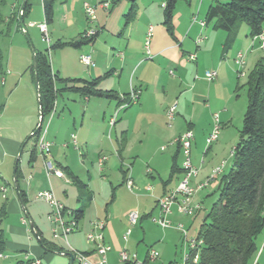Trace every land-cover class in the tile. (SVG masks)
Masks as SVG:
<instances>
[{
	"label": "crops",
	"instance_id": "crops-1",
	"mask_svg": "<svg viewBox=\"0 0 264 264\" xmlns=\"http://www.w3.org/2000/svg\"><path fill=\"white\" fill-rule=\"evenodd\" d=\"M155 1L151 0L141 8L135 3L136 16L125 25L124 16L130 9L128 4L117 12L118 5L109 3V10L105 11L99 5L107 0H96L92 3L95 7L93 24L88 23L82 10L85 26L80 27L76 17L70 19L75 9L74 0H64L65 6H62V10L65 9L67 13L64 18L65 26H76L77 36L72 41L82 38V34L90 26L102 31H98L95 40L88 45L90 49L83 48L84 46L80 49H59L61 57L66 56L69 59L60 60L57 65L52 66V73L60 79L92 81L100 78L98 88L111 92L114 98H84L78 93L61 92L64 86L56 84L58 93L53 112L60 107L58 111L62 114L53 117L46 132H42L44 139L52 144L50 153L48 157H43L37 150L31 163L29 157L34 144L32 141H25L24 145L22 143L24 137L30 136L38 123L34 124V120L31 122L29 117H24L23 126H20L17 123L22 117H18V114L15 116L13 110L9 113L8 108L4 107L0 113V181L7 184V179L10 178L8 168L13 164V179L18 170V191L23 193L25 202L21 203L15 189L10 194L4 187L6 191L1 198L4 201L0 203V236L3 247L0 264L27 263L34 259L41 260L43 264H70L71 251L83 253L94 262L97 258L92 247L85 242V235L95 220L105 221L104 243L110 248L106 255L107 264H121V251L135 255L143 264H174L180 261L183 249L177 250L176 243L174 251L169 250L168 245L164 244L171 234L164 231L179 232L173 227L161 229L154 224L163 231V235L153 241L161 248L160 259L158 262L157 259L149 261V248L140 258L138 248H133L135 242L132 232L126 240L123 239L128 229L126 214L133 211L132 209L139 212L135 227L142 229L141 240H144V230L148 228V224L151 225L150 218L158 214L157 199L173 191L181 180V155L174 140L186 131L193 134L190 158L192 165L198 170V176L192 181L193 185L202 183L212 169L222 162L226 164L229 151L238 141L236 136L231 137L235 117L233 108L237 103L232 97L239 84L237 74L232 68L233 60L241 52L245 56V67L253 68L259 59L264 60V49H260L257 39L249 37L248 28L241 26L234 44L222 56L226 32L214 31L211 25L205 24L200 28L198 23H192L193 17H196L197 22L204 21L208 8L215 1L223 4L227 0H183L184 5L177 2L171 22L172 36L163 26L164 0L160 6L161 13L157 15L154 13ZM26 2L30 10L24 24L27 23V27L31 28L30 24L36 23L32 18L33 10L35 7H42V0H16L11 4L10 15L4 18V23L9 25L14 22L13 17L20 13ZM18 27L19 24L16 23V31L22 32ZM149 27L153 28L149 43L152 57L150 60L144 55L143 49ZM199 36L202 37V42L196 45L195 41ZM96 51L103 52L105 57H97L96 60L91 58L92 65L89 67L80 63V55L96 54ZM190 55H195V61L189 60ZM5 67L9 73L5 75L1 64L0 84L3 88L12 89L11 96L22 85L26 90H31L30 82L34 84V81L25 78L28 63L18 65L12 70L10 61H7ZM210 70L216 71L217 77L212 83H207L203 75ZM170 71L173 75L169 74ZM131 88L141 91L137 105L121 111L115 125L110 128L108 122L118 99L127 95ZM17 96L16 94V111L19 110ZM59 99L62 100L61 105ZM82 101L83 103H79ZM172 105H175V112L173 119L168 121L166 111ZM214 114L218 115L221 129L218 139L207 148L205 139L212 129ZM164 120L166 125H163ZM71 135L76 138V147L70 141ZM165 145L167 148L163 149ZM159 149L161 153L158 152ZM177 153V172L170 177L172 161ZM101 157L106 160L99 167L98 159ZM45 162H50L58 169L63 178L48 176ZM124 163L129 164L133 185L141 193L137 199L129 200L130 204L134 203V208V205L122 208L125 201L123 195H118L116 190V187H124L123 171L128 167L124 169ZM143 163L146 164V169L143 168ZM63 168H67L86 186V193L66 177ZM147 169L150 170L149 174L146 173ZM223 171L220 177L225 175ZM220 177L209 183V187L216 184L211 187L212 190H217ZM204 189L194 196V203L201 208ZM44 191H51L54 198L70 211L83 208L77 231L67 235L66 241L55 242L45 238L48 230L43 223V217H47L49 208L45 203L36 200V195ZM145 191L150 194H142ZM114 206L117 210L121 208L120 215L115 212ZM200 215L201 212H197L191 218L182 217L176 213L174 207L169 220L173 226L182 224L189 233ZM34 232L37 233L39 241ZM41 239L55 245L59 250H45L40 244ZM263 242L264 230L257 238L258 251L252 264H264V250L260 252Z\"/></svg>",
	"mask_w": 264,
	"mask_h": 264
},
{
	"label": "trees",
	"instance_id": "trees-1",
	"mask_svg": "<svg viewBox=\"0 0 264 264\" xmlns=\"http://www.w3.org/2000/svg\"><path fill=\"white\" fill-rule=\"evenodd\" d=\"M57 0H42L43 17L45 24L53 21V7ZM135 0H132L130 9L124 16L125 25L136 16ZM180 0H164L163 26L166 32L172 36V17L176 3ZM5 0H0V6ZM30 6L25 3L22 10V23L19 28L25 31L24 21L29 13ZM13 21L19 24V14L13 17ZM204 22L211 25L214 31L227 33L223 45L222 56L230 50L234 44L240 27L246 26L249 37L255 38L264 33V0H227L226 3L215 1L207 10ZM4 24V18L0 15V26ZM8 25V24H7ZM5 31L0 30V38ZM92 39H82L72 42L55 43L51 49L72 48L80 49L91 44ZM38 74V96L41 103V111L44 118L53 112L56 99V84L64 87L61 92L78 93L84 98L112 99L111 92L101 91L98 88L100 78L92 81L80 79H60L53 74L45 53H35ZM2 53L0 50V68ZM32 80L34 81L32 66L30 67ZM239 79V78H238ZM244 87L246 88V109L242 118V128L238 141L233 147L232 163L227 174L218 181V198L212 204L210 210L199 226L196 234L197 242H201L199 259L196 264H252L257 254V238L264 230V60L259 59L253 68L247 73ZM239 90V84L235 92ZM42 127V125H41ZM41 129L32 136L34 147L30 153V163L36 157V144L41 136ZM179 147V146H178ZM180 153V150L179 152ZM173 158L170 177L177 172L176 159ZM66 177L79 186L86 193V186L77 180L67 168H63ZM18 170L16 180H18ZM124 183L126 171H123ZM21 203L25 202L22 192H18ZM158 211V210H157ZM83 215V208L71 211L73 220H78ZM158 215V214H157ZM41 246L49 251L59 250L45 240H40ZM0 236V253L2 252ZM17 263V264H30ZM186 264H193L188 261Z\"/></svg>",
	"mask_w": 264,
	"mask_h": 264
},
{
	"label": "built area",
	"instance_id": "built-area-1",
	"mask_svg": "<svg viewBox=\"0 0 264 264\" xmlns=\"http://www.w3.org/2000/svg\"><path fill=\"white\" fill-rule=\"evenodd\" d=\"M165 4H162V8ZM99 8L105 11L109 10V3L104 2L99 5ZM84 13L88 20L89 24H93L94 22V15H95V8L84 4L83 6ZM192 23H198L200 28L205 26L204 21L196 20V17H193ZM30 26H34V24H30ZM38 28L43 36L46 39L47 31L41 29V24L38 25ZM98 31L93 27L88 29L82 34V39H92L96 37ZM153 35V28L149 27L146 33V37L144 39V55L147 59H151V53L149 50V43L150 38ZM254 39H257L260 44V49H264V33L258 35ZM202 42V37H198L195 41V44L198 45ZM121 56V54H119ZM195 55H190L189 60L195 61ZM79 61L82 65L89 67L92 65V61L90 56L88 55H80ZM233 63L236 67V74L238 78H242L246 76L245 73V56L243 53H237ZM170 75H173L172 71L169 72ZM217 77L216 71L210 70L206 71L203 75V79L207 83H212ZM141 91L137 89H130L127 95H123V98L118 99L117 106L114 110L113 115L110 117L108 125L112 128L117 120V116L121 111L128 109L131 106L137 105L139 95ZM175 112V105L170 106L166 111V118L168 121L173 119ZM213 126L205 139V146L208 148L218 139L219 131L221 129L219 118L217 114L212 116ZM70 141L74 147H76V138L74 135H71ZM193 141V134L190 131H186L182 135H180L177 139L174 140V143L179 146L180 155H181V172L182 177L179 181L177 187L157 199L156 201V208L158 210V215L156 217H151L150 221L152 224L160 227L161 229H169L175 228L181 235L183 240L184 249L182 252V257L179 262L174 264H186L188 261L191 263L196 264L199 259V254L201 247L203 244H199L196 238H189L187 230L183 227L182 224L172 225L171 221L169 220V216L172 214V209L175 207V211L178 215L182 217L191 218L193 217L200 209L201 206L199 204L194 203V196L197 192L203 190L205 187L209 185L210 182L215 180L216 178L220 177L222 171L225 167V163H221V167H219L218 171L215 173H210L209 176L202 182L197 185H193L192 181L194 180V173L198 170L192 165L190 153H191V144ZM52 146L51 143L47 142L44 139V135L41 136L36 144V149L43 157H48L50 153V147ZM65 147V145H64ZM233 153V149L230 151ZM230 155V154H229ZM106 158L101 157L98 159V166L102 167ZM44 167L46 170L47 175H54L58 178H63V174L56 169L50 162H45ZM146 173L149 174L150 170L147 169ZM126 189L129 192H133L134 185L131 180L130 176V167H127L126 170V177L124 183ZM147 191H150V188H147ZM0 193L2 197L3 188L0 187ZM36 200L45 203L48 208L49 212L47 214V220L51 226V236L54 240H64L66 241V237L69 234L74 233L78 229V222L71 218V211L66 209L61 203H59L53 196L51 191H44L39 192L36 195ZM139 220V213L136 210L130 211L126 214V221L128 223L129 228L124 233L123 239L126 240L127 237L131 233V228L135 227ZM25 224V221H23ZM105 228V221L103 220H95L90 224V230L85 235V242L92 247V251L96 256V260L94 262L90 261L87 256L83 253L71 251L74 255L73 262L71 264H107L106 255L109 252L110 248L105 245L103 231ZM264 250V242L262 244L260 252ZM158 253L150 249L148 251L147 259L149 261H155L158 258ZM3 258V254L0 253V259ZM119 262L121 264H143L136 259L135 255H129L126 251H121L119 253ZM30 264H43L41 260L34 259L30 262Z\"/></svg>",
	"mask_w": 264,
	"mask_h": 264
},
{
	"label": "rangeland",
	"instance_id": "rangeland-1",
	"mask_svg": "<svg viewBox=\"0 0 264 264\" xmlns=\"http://www.w3.org/2000/svg\"><path fill=\"white\" fill-rule=\"evenodd\" d=\"M15 1L16 0H5V3L0 6V15L3 18H7L10 15L11 4L15 3ZM94 1H96V0H74L75 9H74V12L71 13L70 19H72L73 17L74 18L76 17V19L78 20L77 24L80 27H82L83 25L85 26L84 16L82 14L84 12V9H83L84 4L83 3L93 7L92 3ZM150 1L151 0H135L134 2L138 6V8H141V6L147 5L148 2H150ZM162 1L163 0H156L155 1L156 2V6L154 9L155 15L161 13V7L160 6H161ZM107 2L110 3V5H111V3H113L114 6L118 5L117 12H120L122 7L124 8V5H126V4H128L129 6L132 5V0H129V1H126V0H107ZM178 4L184 5L183 0L178 1ZM62 6H65L64 0H57L55 2L54 7H53V12H54L53 21L50 24H45L42 7L41 6L35 7L33 10L32 18L34 20H36V23H34V26H32L31 28L27 27V23L24 24L25 32L27 33L28 38L24 35L23 32H20L19 30L16 31V21L10 23L9 25H7V23H4L3 25L0 26V30L5 31L3 36L0 38V50L2 53V57H3L2 68H3V71L6 72L5 75L9 73V71H6V67H5V64L7 63V61H10V66H11L12 70L16 69V66H18V65L22 66V65H25L26 63H28L29 68H28V71L26 73L25 78L29 79V81H31L30 80V79H32L31 78L32 77L31 72H30V67L32 65L31 49H33L35 53L47 54L50 67H52V66L54 67L55 65H57L58 62H60V60L67 61V59H69V57H66V56H64V58H62L61 57L62 54H61V52H59L58 49H55V50L51 49V47L55 43H57V42L66 43L69 40L72 41L73 38H76V36H77L76 26H71V27L65 26V19L64 18H65L67 13H66L65 9L62 10V8H63ZM93 8H95V7H93ZM96 8H98V5L96 6ZM66 9H67V5H66ZM110 9H112V6H110ZM82 10H83V12H82ZM40 24L46 25L45 26L46 31H47L46 39L43 38V36H42V34L38 28V25H40ZM243 27H246V26H243ZM90 28L93 29V26H90ZM90 28H88V29H90ZM95 29L99 32L102 31V30H100V28L99 29L95 28ZM263 29H264V27H263ZM103 33H104V31H103ZM99 34H101V33H99ZM151 39H152V37L150 38V41H151ZM83 48L90 49V47H88V45L84 46ZM239 53H241V52H239ZM86 55L90 56V58H93L94 60H96L97 57H99L101 59L105 57L103 52H99V51H96V54L90 53V55H89V53H88ZM232 68H233V71L235 73L236 72L235 65H233ZM250 68L251 67H248V66L245 67L246 75L249 72V70L252 69V68L251 69ZM236 77H237V75H236ZM245 78H246V76L239 78V90L237 92H235V95H233V97H232V99L234 101H237V103L234 105V108H233L234 113H235V117H234V122H233V128H231V137L236 136V138H237L236 140H238V133L240 132V130L242 128V118H243V114H244L245 109H246V88L244 87ZM169 79H171V77ZM30 85H32L31 90L30 89L26 90V87L24 88V86L22 85L21 88H19L17 90V92H15V94H13V96H11V92H12L11 90L12 89L10 90V87L9 88H7V87L3 88L0 84V113L4 110V107L8 108L9 113H10V111L12 112V110H13L15 116H17V114H18L19 115L18 117H20V116L22 117L17 123L20 126H23L24 117H29L28 119H30L31 122L34 120V124L38 123V103H37V94H36L35 84L30 82ZM16 94L18 95L17 96V102L19 103V110H17V111H16ZM7 102H8V104H7ZM58 102L61 105L62 100L60 101V99H59ZM79 103H83V101L79 102ZM6 104H7V106H6ZM59 108L60 107H58V109H56L57 110L56 112L54 111L49 116L44 118V121L42 123L41 132H44V131L46 132V130L48 129L49 123L53 117L56 118L57 116H60L62 114V112L58 111ZM18 112H20V113H18ZM54 115H56V116H54ZM166 124H167V122H166V120H164L163 125H166ZM17 127L18 126L16 125V128ZM28 137H29V135L24 137L22 145H24V143ZM165 148H167V145H165L163 147V149H165ZM158 152L161 153L160 149L158 150ZM229 154L230 155H228V158H226V164H225V168L223 171L225 174L228 173V170H229L231 163H232V155H231L230 151H229ZM128 165H129L128 163H124V169ZM142 165H143V168L146 167L145 163H143ZM219 167H221V164L218 165L217 167H215L214 169H212V171L219 168ZM8 170H9L10 178L7 179L8 180L7 184L3 183V181H0V185H2L3 188L5 187L6 190H8V193L13 194L14 193V179H13L14 165L12 164V166H9ZM212 171H211V173H212ZM148 183L150 184V182H148ZM214 185L216 186V184H211V187H215ZM211 187L207 186L204 189L205 194H203V200H202L203 205H202V208L198 211V212H201V215L198 217L197 223L193 226V228L190 229V231L188 233L189 238H195L196 237L197 230H198L199 225L202 222L203 216L208 213L212 204L218 198V191L216 189L212 190ZM116 190H118V195H123V201H125V202H123L124 206H122V208H126L127 205H134V203L130 204L131 201H129V200L133 199V198L137 199L138 196L141 195V193L136 188H134L132 193L129 192L126 189L125 185H124V187H116ZM142 194L149 195L150 193L145 191ZM1 198H2V195L0 194V203H2L4 201ZM39 202L43 203L41 201H39ZM134 207H135V205L133 206V208ZM114 209H115V206H114ZM118 209L119 210H117V208H116L115 212L120 215L121 208H118ZM132 210H135V209H132ZM22 215H23V213H22ZM153 217H156V215ZM149 222L151 223V221H149ZM43 223H44V225H46L47 230H48L47 235L45 234L46 235L45 238L48 240H51V241L59 242V239L53 240V238L51 236V226L47 220V217H43ZM146 227H148V228H145V230H144V233H145L144 234V240H141L143 237V233H142V229H140L139 226L131 228L132 237H134L133 242H135L133 248L134 247L138 248V254L140 255V258L143 257L147 248L155 250L158 253V255L161 252L160 246L157 243L154 244L153 241L155 240L156 237H161L163 235V231L160 230L159 228H156L152 223H151V225L148 224V226H146ZM128 228H129V226H128ZM164 232L171 233L168 236V240H166L164 242L165 245H168L169 250L171 249L174 251V244H176V243H177V250L184 249V245L182 243L183 240H182L181 235L179 233L170 232L169 230H166ZM130 237L128 238V240L130 239ZM136 238H138V239L136 240ZM159 259H160V256L157 258L156 262H158Z\"/></svg>",
	"mask_w": 264,
	"mask_h": 264
},
{
	"label": "water",
	"instance_id": "water-1",
	"mask_svg": "<svg viewBox=\"0 0 264 264\" xmlns=\"http://www.w3.org/2000/svg\"><path fill=\"white\" fill-rule=\"evenodd\" d=\"M23 6L24 5H22L20 13H19V25H21V23H22L21 16H22ZM23 33L28 38L27 33L25 31ZM31 55H32V65L31 66H32V71H33L34 84H35V89H36V94H37V103H38V124H37L36 128L34 129V131L32 132V134L26 139V142L29 141V139L32 136H34L41 129L42 120H43L40 98L38 96V74H37L36 56H35V52L33 49H31ZM14 189L18 194L19 189H18L17 180L15 177H14ZM34 235H35L36 239L39 241L37 233L34 232ZM69 258H70L69 263L71 264L73 262L74 255L70 254Z\"/></svg>",
	"mask_w": 264,
	"mask_h": 264
},
{
	"label": "bare ground",
	"instance_id": "bare-ground-1",
	"mask_svg": "<svg viewBox=\"0 0 264 264\" xmlns=\"http://www.w3.org/2000/svg\"><path fill=\"white\" fill-rule=\"evenodd\" d=\"M41 29L44 30V31H46V27H45V25H41ZM122 98H123V97H122ZM218 169H219V168L213 170L212 173H215V171H218ZM196 175H197V172L194 173V177H196ZM5 191H6V190L3 188V192H5ZM71 218H72V217H71ZM199 244H201V242H199Z\"/></svg>",
	"mask_w": 264,
	"mask_h": 264
}]
</instances>
